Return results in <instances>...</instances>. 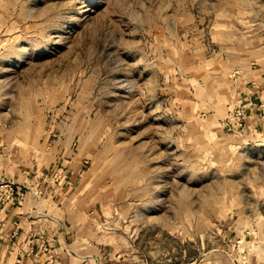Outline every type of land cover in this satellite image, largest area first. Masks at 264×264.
I'll use <instances>...</instances> for the list:
<instances>
[{
  "label": "rangeland",
  "instance_id": "obj_1",
  "mask_svg": "<svg viewBox=\"0 0 264 264\" xmlns=\"http://www.w3.org/2000/svg\"><path fill=\"white\" fill-rule=\"evenodd\" d=\"M262 39L264 0H0V142L45 155L69 139L79 169L55 174L89 178L74 185L113 226L111 254L185 264L252 248L264 144L219 116L228 70Z\"/></svg>",
  "mask_w": 264,
  "mask_h": 264
},
{
  "label": "crops",
  "instance_id": "obj_2",
  "mask_svg": "<svg viewBox=\"0 0 264 264\" xmlns=\"http://www.w3.org/2000/svg\"><path fill=\"white\" fill-rule=\"evenodd\" d=\"M228 72L231 89L225 113L219 116L220 126L239 139L264 144V110L258 106L264 102V39L251 58H242ZM234 109L242 110L240 125L226 121ZM70 145L66 137L57 138L43 155L41 148H30L24 137L0 142V189L4 182L15 188L13 199L0 197V264H109L111 257L118 264L157 263L122 252L111 254L113 226L103 222L102 209L86 202L85 187L74 185L89 178L55 174L61 166L68 176L78 171L80 163ZM249 241L245 237L232 240L226 255L203 253L199 260L185 264H232L231 260L242 264L243 254L249 264H264V243H253L250 248L245 244Z\"/></svg>",
  "mask_w": 264,
  "mask_h": 264
},
{
  "label": "built area",
  "instance_id": "obj_3",
  "mask_svg": "<svg viewBox=\"0 0 264 264\" xmlns=\"http://www.w3.org/2000/svg\"><path fill=\"white\" fill-rule=\"evenodd\" d=\"M259 108H261L262 110H264V102H259L258 104ZM262 113H264V111H262ZM226 121H232L237 125H240L242 123V110L241 109H234L229 111V114L226 118ZM5 185L4 188H1V195L0 197L3 199H13L15 196V188L13 187L12 183H7L4 182L3 183ZM245 254H243V260H242V264L244 263V258H245ZM246 264V261H245Z\"/></svg>",
  "mask_w": 264,
  "mask_h": 264
}]
</instances>
